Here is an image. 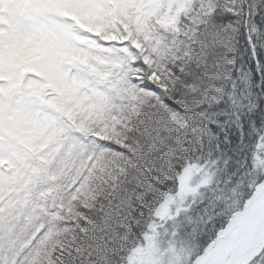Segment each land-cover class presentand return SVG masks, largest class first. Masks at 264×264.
<instances>
[{"label":"snow or ice","instance_id":"snow-or-ice-1","mask_svg":"<svg viewBox=\"0 0 264 264\" xmlns=\"http://www.w3.org/2000/svg\"><path fill=\"white\" fill-rule=\"evenodd\" d=\"M0 264H264V0H0Z\"/></svg>","mask_w":264,"mask_h":264}]
</instances>
